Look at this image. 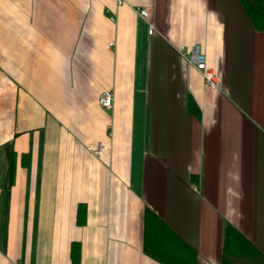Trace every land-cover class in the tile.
Wrapping results in <instances>:
<instances>
[{"label":"crops","instance_id":"obj_1","mask_svg":"<svg viewBox=\"0 0 264 264\" xmlns=\"http://www.w3.org/2000/svg\"><path fill=\"white\" fill-rule=\"evenodd\" d=\"M193 44L219 89L181 59ZM6 145L0 264H161L146 208L197 264L220 263L225 223L264 250V32L239 0H0L2 174Z\"/></svg>","mask_w":264,"mask_h":264},{"label":"trees","instance_id":"obj_2","mask_svg":"<svg viewBox=\"0 0 264 264\" xmlns=\"http://www.w3.org/2000/svg\"><path fill=\"white\" fill-rule=\"evenodd\" d=\"M252 25L264 32V0H239ZM6 148V169L2 174L4 196L13 183L14 149ZM4 197V214L8 204ZM6 245V236L2 247ZM144 252L161 264H197V251L172 229L153 210L146 208L144 216ZM78 264V263H76ZM219 264H264V250L246 237L231 223H225L222 235V254Z\"/></svg>","mask_w":264,"mask_h":264},{"label":"built area","instance_id":"obj_3","mask_svg":"<svg viewBox=\"0 0 264 264\" xmlns=\"http://www.w3.org/2000/svg\"><path fill=\"white\" fill-rule=\"evenodd\" d=\"M117 2L118 4H122L125 0H117ZM138 13L148 22L149 33L152 34L155 32V26L149 19L150 13L148 9L141 8ZM112 44L114 43L111 42L110 45ZM177 51L185 64L193 66L200 71L208 88L219 89L218 81L212 69L208 66L207 55L200 44H193L190 46L181 45ZM99 102L104 108L112 107L114 103V92L112 90H103L100 95ZM110 148V143L98 141L90 147V152L96 157H101Z\"/></svg>","mask_w":264,"mask_h":264},{"label":"water","instance_id":"obj_4","mask_svg":"<svg viewBox=\"0 0 264 264\" xmlns=\"http://www.w3.org/2000/svg\"><path fill=\"white\" fill-rule=\"evenodd\" d=\"M1 174H2V170H1V166H0V179H1Z\"/></svg>","mask_w":264,"mask_h":264},{"label":"rangeland","instance_id":"obj_5","mask_svg":"<svg viewBox=\"0 0 264 264\" xmlns=\"http://www.w3.org/2000/svg\"><path fill=\"white\" fill-rule=\"evenodd\" d=\"M0 187H2V180H0Z\"/></svg>","mask_w":264,"mask_h":264}]
</instances>
